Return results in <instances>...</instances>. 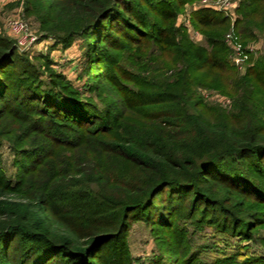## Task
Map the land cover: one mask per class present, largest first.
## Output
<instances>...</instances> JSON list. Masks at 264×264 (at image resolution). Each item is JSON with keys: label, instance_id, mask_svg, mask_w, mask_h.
Returning <instances> with one entry per match:
<instances>
[{"label": "trees", "instance_id": "obj_1", "mask_svg": "<svg viewBox=\"0 0 264 264\" xmlns=\"http://www.w3.org/2000/svg\"><path fill=\"white\" fill-rule=\"evenodd\" d=\"M193 1L20 0L49 50L82 40L87 72L79 89L0 34V264H133L132 221L154 264H264V55L244 48L264 43V0L193 10L203 43L177 24ZM205 227L232 253L190 250Z\"/></svg>", "mask_w": 264, "mask_h": 264}, {"label": "rangeland", "instance_id": "obj_2", "mask_svg": "<svg viewBox=\"0 0 264 264\" xmlns=\"http://www.w3.org/2000/svg\"><path fill=\"white\" fill-rule=\"evenodd\" d=\"M240 0H194L192 3L185 4L177 15V24H182L188 30L190 37L197 43H203V37L200 32V28L193 25L191 21L192 11L200 7L210 6L224 15L228 16L231 21L237 15V7ZM15 16L23 17L29 24L30 30L36 37L35 42L27 46L26 50L19 52H25L29 58L34 60L35 56L39 54H50L53 60V66L55 69L61 71L73 84L82 89L84 81L86 79V63L83 57V45L80 38H76L72 45L66 49H63L60 45L56 46L53 50H49L53 43L51 38L44 41L39 38L38 23L33 19H26L22 14V7L20 0H0V34L5 35L13 40L14 36L9 32L6 21ZM180 21V22H179ZM179 22V23H178ZM229 40V44L233 49L232 58L238 60L235 61L238 64V70L243 73L247 66L249 56L242 53L241 46L234 44ZM244 48L253 51V56L264 55V43L260 37L254 42L247 44ZM203 94L206 98L213 100V102L220 103L223 106L227 105L226 97L216 93L215 91H204ZM210 101V100H209ZM11 161V155L7 148H3L2 163L7 168V172L11 173L12 168L9 166ZM264 227H261L254 235L262 234ZM240 240V239H237ZM247 242V241H243ZM242 242V243H243ZM216 239L212 237L211 228L205 227L198 229L192 237L190 250L200 252V258L211 259L214 256H223L222 254L232 253L234 247H227L223 241L216 244ZM129 250L134 258L133 264H154L158 260V256L162 254L159 250V245L155 236L151 234L148 225L142 221H132L131 228L128 236ZM252 250L261 253V248L253 244ZM241 252H245L240 250ZM252 251V252H253ZM251 254V251H249ZM163 263L170 264L169 257L162 255Z\"/></svg>", "mask_w": 264, "mask_h": 264}, {"label": "built area", "instance_id": "obj_3", "mask_svg": "<svg viewBox=\"0 0 264 264\" xmlns=\"http://www.w3.org/2000/svg\"><path fill=\"white\" fill-rule=\"evenodd\" d=\"M6 24L9 32H11V34L15 38V45L18 51L26 50L27 46L35 42L36 37L31 32L29 24L23 17L21 16L11 17L6 21ZM237 60L238 59L235 58V61Z\"/></svg>", "mask_w": 264, "mask_h": 264}]
</instances>
